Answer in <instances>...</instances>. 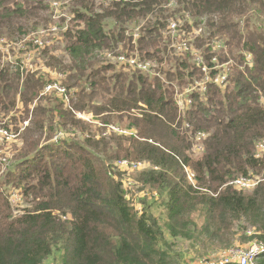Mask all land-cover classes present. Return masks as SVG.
<instances>
[{"label":"trees","instance_id":"trees-1","mask_svg":"<svg viewBox=\"0 0 264 264\" xmlns=\"http://www.w3.org/2000/svg\"><path fill=\"white\" fill-rule=\"evenodd\" d=\"M51 1V17L72 23L58 40L67 59L50 48L39 56L64 79L31 73L19 59L4 63L0 52V117L28 122L0 175V264L50 258L57 264H179L178 239L193 249L209 245V255L233 246L238 234L246 238L240 243L263 241L264 174L250 190L228 183L264 173V152L255 156L256 145H264V26L254 21L263 15L247 8L264 0H0V40L29 36L33 44L30 35L48 26ZM182 11L208 17L213 37L228 39V54H215L216 63L231 54L236 62L223 86L207 85L204 99L193 97L184 114L166 83L185 84L202 74L187 57L169 56L163 42L168 22ZM196 41L212 68L210 47ZM238 48L252 56L250 67L237 68ZM107 54L152 59L158 73L125 70ZM54 84L65 90L66 103L53 89L43 92ZM78 113L90 115L89 122ZM183 122L208 135L200 161L186 156L192 142L181 134ZM112 123L126 131L102 136ZM121 161L150 166L129 173L131 187L147 192L140 209L113 172ZM9 188L29 204L17 215ZM249 228L254 236L247 238ZM257 264H264V255Z\"/></svg>","mask_w":264,"mask_h":264},{"label":"rangeland","instance_id":"rangeland-1","mask_svg":"<svg viewBox=\"0 0 264 264\" xmlns=\"http://www.w3.org/2000/svg\"><path fill=\"white\" fill-rule=\"evenodd\" d=\"M96 1L98 3L106 4L110 0H101V1L96 0ZM53 2L54 1H51L48 4L49 9H48L47 15L49 17V22H48V26L44 27L43 39L47 43V46L45 48L52 49L53 54L59 56V58L61 57L66 62L67 58L64 56L65 54H64V51L62 50V48H63V45H61L62 41H56L54 43H53V41H51L53 38L52 29L55 28L56 26L58 27L59 31L56 33V35L54 37L61 40L62 34L65 31V28H69L72 25V23H70V21L65 22V20H63V19H54L53 17H51L52 13H53L52 6H54ZM63 6L66 8L65 5H63ZM247 8L250 10H253V12H257L258 14L263 15L260 18V20L257 21L254 19V21L256 22V24L259 23L260 25L264 26V5L249 4V5H247ZM46 11L47 10H45V12H44L45 15H46ZM64 13L66 14V16H65L66 18H71V15H70L69 10L67 8H66ZM250 14H251V12L248 13V15H250ZM191 16L192 15L190 13L182 11V12L177 13L176 17L173 20H171L170 22H168V25L163 32V37H165V38H163V42H164L166 50H167L166 52L169 56L181 57V58L187 57L188 61L194 66L195 69L197 68L196 59H198L201 62L200 66L204 65L207 68V61L204 60V58H203L204 57V48H202L200 50L197 49L195 44L197 45L198 42L196 40H198V41H204L205 40L207 42V45L210 47V51H209L210 56L214 57L216 59V57L214 56L215 54L219 55L221 53H224V54L227 53L228 39L225 37H221V36L213 37V36H215L214 35L215 32H214V29L211 28V26H209V24L207 22L208 17H206V18L202 17L200 19H196V18H193ZM213 18L215 19V17H213ZM216 20H217V18H216ZM243 21L244 20H242V22ZM240 26H241L240 28H242V29L244 28V27H242V25H240ZM249 28H252V27L249 26ZM39 29H41V28H39ZM139 35H140V28L134 30L132 44H134V42L137 40V37L139 38ZM34 36H35V34L30 35V37H34ZM24 39H27V40L24 41ZM28 42L31 43V45L33 47L32 49L28 48V46H27ZM6 43H7L8 47H5V49L7 48L8 52L4 51L2 53V57H4V56L7 57V55H11V54H13V56H16L17 55V52H16L17 48L19 47V45H23V48L25 49V51L31 52V53H24V56H22V59H24V65L22 66L23 69L28 70V71H30V70L34 71L37 74L43 73V72L47 73L51 76V79L54 81L57 80L56 78L64 79L65 75L62 73V71L60 72V71L56 70L55 74H53V72L49 71V68L46 66L45 58L39 56V53L43 49H37L32 44V42L29 40V36H25V37H23L17 41H11V42H6ZM121 51L122 50H119V53H121ZM128 55L135 57L140 61H145V60H141L137 56V54H134V55L128 54ZM233 55H235V57L238 58L237 59V61H238V67L237 68L244 69L245 66H248V67L251 66L253 58L250 54L248 55L246 52H244L242 50L239 51V48H238V50H235L233 52ZM244 55H246V59L243 62L242 57ZM20 56L21 55H19L18 57H20ZM114 56H116V55H114ZM217 60H219V58H217ZM240 61H242L243 64H240ZM146 62H149L151 65L150 74L158 73L157 64L154 61H152V59L148 60ZM217 64L219 66H221L219 69L222 73V72H228L230 68L234 67L236 62L234 61V58H232V54H231V56H229L228 60L224 61V64H219L218 62H217ZM118 67H120V66H118ZM120 68H122V67H120ZM198 69H200V72L202 74L201 79L199 78V80H198L195 77H193L189 82H186L185 84H179L177 82H170L169 84L166 83V86L170 87V90L172 89L173 95H174L175 87H177V90L179 92H184V91L188 90L192 85H194L195 82L202 80L204 77H205V79L206 78L211 79L209 77V73L211 70L207 69V74L205 76V74L201 70V67H199ZM220 83H221L220 81L217 82L218 85H221ZM194 93H196V92L193 91L189 94L192 95ZM195 96L196 95H193L191 97L193 98ZM199 97H201V96H199ZM195 98H197V97H195ZM203 99H204V96L202 97V100ZM192 101H193V99H192ZM178 104H179L180 108L183 107L179 102H178ZM189 106H191L190 103L187 104V107H189ZM190 109H191V107L187 111H189ZM89 116L90 115H86L83 113L77 114V118L84 120V121H87V122H89V119H90ZM27 120L29 121V119H27ZM0 121H3L4 129L8 133H15L19 128V123H21L25 120L18 121V123L16 125H14L10 121L4 120L2 117H0ZM94 124H97V123L94 122ZM109 127L111 129L106 128L104 131V134L102 136H105L106 134H108L110 132L117 133L116 131H119L121 133V131L125 130V128H124L125 126L123 124H117V123L113 124L112 123ZM96 128H98V126H94L93 132L95 131ZM190 129H191L190 125L186 122H183L180 131H181V134H184L186 136V138L188 140H191V142L193 144V146L191 144L189 149L186 151V156H188V158H190L194 162H197V161H200L202 159L203 154H201V151H196L195 148L196 147L203 148L204 146L201 144H194L193 139L195 138L194 140L196 142H199L201 140L203 142L205 140V138L208 137V135L205 132H201V131L194 133ZM112 130H114V131H112ZM8 133H6V135H4V134L2 135L7 142H2V146H0V175L2 172H4L3 171L5 169L4 166L8 165L9 160H10L9 157L12 156L14 151H15L13 149L15 146L14 143L17 141V140L9 141ZM80 135L81 134H78V138H81ZM69 136L72 137L73 135H69ZM198 139H199V141H197ZM43 140H45V137L43 138ZM258 144H260V143H258ZM257 148L259 151V152H257L258 153L257 156L260 157L261 154L264 152V148L262 145H258ZM257 148H256V150H257ZM8 152H10V154H11L10 156H8ZM4 160H5V162H4ZM113 172L121 174V177H123V179H124V183H123L124 189L126 191H128L127 196L132 200V202L136 206V209H140V206H139L140 200L142 201L143 198H145V196L147 195V192L146 191H140L138 189L139 186H137V185H134L135 186L134 188L131 187V184H130L131 181L128 180L130 178L129 173L131 171L125 170V172H126V174H125V173H123L124 172L123 170L120 171L117 169H113ZM263 174L264 173L260 174L258 176V178L263 177L262 176ZM190 175L191 174L188 175V180L192 182V178H189ZM9 189L10 190L8 191V196H9V200H10L11 207H12L11 209H12L13 214L17 215L23 209L29 207V204L26 202L24 197H22V192L20 190H15L13 188H9ZM147 198H149V196ZM240 235L241 234H238L235 236V242H234L233 246H238V247L244 246V248H245L248 246L250 239L244 243H240L241 241H243V239H246L245 237H243V238L240 237ZM245 235L247 238H250V237L254 236V232L252 229L249 228L248 232ZM261 242H264V240ZM175 250L183 255V259L179 261V264H203V263L208 264L207 262L218 260L220 255L222 254V253H220V254L213 253V254L209 255V253L213 250L212 248H210L209 245H199L195 249H193L191 247V243L183 241L181 239H178V245L175 248ZM208 255H209V257H207ZM205 257H207V258H205ZM204 259H206V260H204ZM44 264H57V262L55 259L50 258L47 261H45Z\"/></svg>","mask_w":264,"mask_h":264},{"label":"built area","instance_id":"built-area-1","mask_svg":"<svg viewBox=\"0 0 264 264\" xmlns=\"http://www.w3.org/2000/svg\"><path fill=\"white\" fill-rule=\"evenodd\" d=\"M99 1H101V0H99ZM54 5H56V4H54ZM58 31H59V29H58L57 26L52 29L53 38H52L51 41H53V43L59 40V39L54 37ZM43 36H44V30H41L33 38V44L38 49H43L44 47L47 46V43L44 41ZM25 40L26 39H24V41ZM5 47H8L7 43L4 40H0V52L1 53H3L4 51L8 52L7 48L5 49ZM22 49H23V45H19V47L17 48L16 52L18 53ZM17 56L18 55L13 56L11 54V55H7V57L4 56L2 58H3L4 63L13 64L14 60L16 59ZM22 56L23 55L20 56L21 59H22ZM106 59L111 64L120 66V67L124 68L125 70L133 69V70H138V71H140V72H142L144 74L145 73H150L151 65H150L149 62L140 61L137 58L132 57V56H126V55H123V54H119V55L114 56L112 54H107L106 55ZM245 59H246V57H245ZM211 60H212L211 63L214 66L212 68H210L207 65V68H206L204 65L200 66L201 62L198 59H196L197 68L201 67V70L205 74V76L207 74V69L211 70V71L212 70L217 71L216 74L214 76H212V77L209 74V77L211 79H209V78L205 79V77H204L202 80L195 82L194 85H192L188 89L189 91L186 90L184 92H179L177 90V87H175L173 100H174L175 105L177 106L180 114H184L192 106V97L191 96L196 95L198 97L199 96L202 97L204 95V92L206 91L207 85H209L211 83H213V84H215L217 86H220V87H222L223 84L225 83V81L227 79V72H222L221 73V71L219 69L221 66H219L216 63V59L214 57H212ZM23 65H24V59H22V62H21V66H23ZM211 71H210V73H211ZM30 72L31 73H35L34 71H31V70H30ZM219 81L221 82L220 83L221 85L217 84V82H219ZM51 89H53L59 96H62L64 102L67 101V96L65 95V90L62 87H60L58 84H54L53 86H47L44 89L43 92L47 93ZM193 91L196 92V93L190 95L189 93H191ZM201 97H199V98H201ZM178 102L183 106L182 108L179 107ZM189 103H190L191 106L187 107V104H189ZM4 120L9 121V119H4ZM27 125H28V122L24 121L22 124L19 125V129L15 133H8L4 129L3 121H0V146H2V142H7L5 140V138L2 136L3 134L6 135V133H8L9 141L17 140L19 135H20V132ZM194 139H193L194 144L203 145L202 144V140L199 141V139H198L197 141H199V142H196ZM258 145H262L263 148H264L263 144H258ZM192 146H193V144H192ZM257 146H256V148H257ZM195 150L196 151H201V153H202L203 148L196 147ZM256 151L259 152L258 148H257ZM257 154L258 153H256V155H255L256 157H258ZM5 160H4V162H5ZM115 166L117 168H119L120 170H123V171L126 170V171H131V172L132 171L138 172L140 170H146V169H148L150 167L147 162L132 163V162H128V161L118 162V163L115 164ZM186 174H187V177H188L189 174H191L189 176V178H192V182H193L194 175L192 173H190L187 169H186ZM259 181H260V179L258 177L238 178V179H235L233 181H230L228 183V185L232 186L237 191H243V190L252 189ZM133 184L135 185V183H133ZM220 253H222V254L220 255L218 260H214V261L207 262V263L208 264H257L258 258L264 255V242H261V241L254 242V243L248 245L245 248L238 247V246H231L230 248H228L226 250H222V251L216 252L215 254H220ZM204 260H206V259H204Z\"/></svg>","mask_w":264,"mask_h":264},{"label":"clouds","instance_id":"clouds-1","mask_svg":"<svg viewBox=\"0 0 264 264\" xmlns=\"http://www.w3.org/2000/svg\"><path fill=\"white\" fill-rule=\"evenodd\" d=\"M44 48H45V47H44ZM24 53H30V51H25V49L23 48L21 51H19V52L17 53V55H18V56H19V55H23V56H24ZM12 55H13V54H12ZM18 56L16 57V59L22 60V59H21L20 57H18ZM16 59H15V60H16ZM89 118H90V117H89ZM89 118H88V119H89ZM23 122H24V121H23ZM23 122L19 123V125L22 124ZM18 129H19V128H18ZM23 129H24V128H23Z\"/></svg>","mask_w":264,"mask_h":264},{"label":"crops","instance_id":"crops-1","mask_svg":"<svg viewBox=\"0 0 264 264\" xmlns=\"http://www.w3.org/2000/svg\"><path fill=\"white\" fill-rule=\"evenodd\" d=\"M63 103H64V101H63ZM66 103V102H65Z\"/></svg>","mask_w":264,"mask_h":264}]
</instances>
